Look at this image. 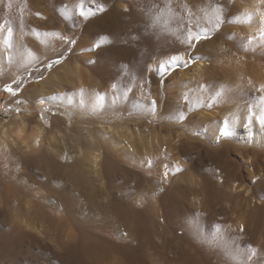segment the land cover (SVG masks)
<instances>
[{
    "label": "rangeland",
    "instance_id": "374dc122",
    "mask_svg": "<svg viewBox=\"0 0 264 264\" xmlns=\"http://www.w3.org/2000/svg\"><path fill=\"white\" fill-rule=\"evenodd\" d=\"M30 1L23 0L19 9L23 26L8 25L0 19V100L7 96L0 109V264H89L82 258L86 248L102 255L99 264H128L130 254L137 255L142 264H243L242 261L244 264H264V125L261 124L264 115V0H207L209 9L206 10L212 17L205 14L195 0H173L176 3L146 0L144 6L149 17L144 22L117 18L113 9L121 0ZM106 3L109 6L103 7ZM173 4L178 7L176 11ZM56 5L70 8L72 14L62 18L53 11ZM169 7L178 13L180 21L177 22L180 27L176 24L174 30L191 31L195 25H199V29L207 28L206 36L194 45L198 47L203 40L212 44V53L206 60L216 63L214 83L219 88L233 90L231 100L221 108L216 123L202 121L199 113L204 109L191 104L181 90L178 94L179 84L176 79V82L170 79L174 72L188 66H184L180 51L164 52L147 62L136 78L129 76L128 70L133 69L132 65L138 59L135 58L150 37L149 29L163 23L162 18ZM73 28L80 30L76 37ZM250 31H254V35ZM35 36L45 37L49 42L63 37V41L56 49L54 60L52 58L49 63L32 70L28 68L50 57L44 56L41 48L36 53L28 52L27 47L35 44L31 41ZM117 36L126 40L119 42ZM107 37L117 38V41L107 40ZM136 39L138 42L130 44ZM21 49L23 52H19ZM99 51L111 62L108 61L105 69L99 71L98 67L92 72L89 67L97 68L95 56ZM172 64L178 65L168 73ZM235 66L234 72L232 67ZM47 79L57 91L45 90L43 98L51 97L48 99L51 102L44 100L33 105L41 107L44 104L45 107L37 109L41 118L32 117L36 111L33 110L31 115L26 110L30 102L25 97H33L32 85ZM56 93L63 99H56ZM78 96L87 97L89 109L83 110L99 117H109L128 106L142 107L140 111L148 115L137 119L141 121L138 124L130 121V128L138 129L140 133H126L122 129L113 133L111 140L127 157L110 156L117 164L108 171L110 173L95 174L94 169L91 170L93 164L87 160L84 165L90 171L86 174L87 179L104 192L105 197L132 204L130 212L116 210L119 223L113 227L102 224L96 228L94 222L84 219L77 209L50 208L49 203L61 198L60 193L66 192V184L77 172L52 166L41 153L60 164L65 162L67 152L80 145L84 149L91 145L82 137V126L72 128L68 117L66 127L72 128V135L68 133V138L58 139L61 135H56V129L64 130L65 126L52 121V117L67 116L70 112L66 105L74 106ZM163 97L174 112L171 116L161 115ZM14 98L17 99L13 104L7 105ZM16 104L25 109H14ZM21 113L25 126L19 121ZM156 116L160 118L158 121L151 120ZM37 121L43 128L41 134L37 130ZM86 125L100 126L94 122ZM118 131L121 132L118 134ZM73 137L79 141H72ZM233 183L249 186L250 193L255 191L262 200L257 202L261 208L255 214H249V208L244 205L246 192L243 191L245 196H237L232 190ZM168 186L180 204L179 212L175 208L177 211L173 210L169 215L154 208V202H162ZM91 198L87 195L83 199ZM181 206L182 209L187 207V211L180 210ZM191 207L198 211L193 214ZM186 212L193 216L200 214V218L195 215L198 219L205 215L202 220L207 217L203 220L207 224L197 221L195 216L190 215V219ZM97 214L101 218L105 213ZM126 214L128 219L124 222ZM183 215L192 222L183 221ZM195 220L207 227L206 230L203 228L206 233L201 231V235L204 232L205 236H202L207 237L202 241L204 244L201 243L204 246L199 243L203 239L200 234H186L185 227H192ZM185 223L187 226H183ZM12 229L17 235L6 237ZM226 230H233L230 238L234 237L232 234L238 236L233 238L236 240L232 249L237 253L240 251L239 256L243 254L246 259L240 257L239 260L236 252L233 255L237 258L227 255L225 260L223 256L212 255L215 249L209 241H216L214 238L219 235L214 233ZM130 233L136 236L132 244L128 240ZM212 233L217 237L212 238ZM196 235L201 239L198 240ZM115 244L120 249L116 250ZM122 246L127 247L126 251ZM226 259L232 261L228 263Z\"/></svg>",
    "mask_w": 264,
    "mask_h": 264
},
{
    "label": "bare ground",
    "instance_id": "6f19581e",
    "mask_svg": "<svg viewBox=\"0 0 264 264\" xmlns=\"http://www.w3.org/2000/svg\"><path fill=\"white\" fill-rule=\"evenodd\" d=\"M145 1L146 0H121L120 2L115 4V8L113 10H114V13L117 16V18H123L124 19V17H128V18H133V20H137V21L140 20V22L141 21L144 22V21H147V19L149 17L148 9H146L145 6H144V3L146 4ZM149 1H154V0H149ZM163 1L164 2L166 1V2L169 3V2H172L173 0H163ZM22 2H23V0H0V19H2L8 25L9 24L10 25L17 24V25H19L18 27H20L21 25L23 26L24 23L22 22V20L19 17V9L21 7ZM173 2H175V1H173ZM195 2H197L198 7L201 8L202 11L205 14L211 16V14L206 10V9H209V4H208L209 2L207 0H195ZM59 5H56L53 8V11H56L59 15H61L62 18L64 16L69 15L72 12L70 8L62 7V6H59ZM108 6H109V4L106 3V4H104L103 7H108ZM173 7H174L173 9L175 11L178 8V7L174 6V4H173ZM169 9H171V8L169 7L168 9H166L164 18H162L163 19V23L160 26H158V27L151 26V28L149 29L150 37L146 41V45L142 49L141 53L140 54L137 53L138 54L137 57L136 58L134 57L135 59H137V58L138 59H137L136 62H134L135 65H132V67L134 66L133 69H130L131 67H129V69H130V70H128L129 76L136 78L139 74L142 73L143 69L147 65V62L152 61L155 57L161 55L164 52H165L164 54H166V52L169 53L170 51L171 52L172 51H180V53H182V56L181 55L180 56L184 57V59L181 58L182 62L184 63V66L185 65H188V66L187 67L185 66L186 68L184 67L183 70L174 72L172 74V76L170 77V79H173V81H174V79H176L177 82L176 81H174V82H176V84H179V86L177 88V89H179V90H177L178 94H179V92L181 90V92L184 94L183 97L185 96V99H187L191 104H193L195 107H198V108L200 107V108L204 109V111H202V113H199L200 116H201V120L202 121H205V122L215 121V123H216V120H218L219 112H222L221 108L223 109V107L231 100V96H232L231 93H232L233 90L229 91V90H226V89L219 88L218 86H216V83H214V82H216L215 81L216 74L214 73L215 69L217 68L216 67V63H214L213 61L209 62V61L206 60V58L209 57L211 55V53H212V44L207 42V40H203L198 47H195V45H194L195 42L199 38L206 36L205 33L208 32L207 28L204 27L203 29H199V25H195L191 29V31H188V30L180 31V29L176 28L175 29L176 31L178 29V31L176 32L174 30V26L177 24V22H180V21H178V19H179L178 13L176 14L174 11L169 10ZM206 19H211V18H206ZM135 25H137V24H135ZM133 26H134V24H133ZM138 26H139V24H138ZM177 26H179V24H177ZM70 29H71V27H70ZM72 31L76 32L75 33V37L80 32L79 29L75 30L74 28H73ZM253 33H254V31H253ZM253 33L251 32V34H253ZM85 38H86V36H84V39ZM117 38H118L119 42H123V41L126 40V39H124L123 37H120V36H117ZM117 38L115 39L113 37H109V38L107 37V40L116 42ZM136 38H137V36H136ZM258 38H260V37H258ZM137 40L138 39L133 40L132 42H130V44L135 43L134 41H137ZM31 41L34 42L35 44L31 48L27 47V49H29L28 52L31 51L33 53H36L41 48L40 51H43V55L44 56H47V57L50 56L43 63H41V64H39L37 66H34V67L32 66V67L28 68V69L35 70V69H37L39 67H42L47 62L49 63L50 59H52V58H53V60L55 59L54 56L57 54L56 49L62 43L63 37H61L59 39L57 38L56 41L49 42L48 39H46L45 37L35 36L34 38L31 39ZM85 41H86V39L83 42H85ZM70 46H71V43H69L68 49H69ZM68 49H66L65 51H67ZM21 51H22V49L19 52H21ZM100 52L101 51H99V53ZM99 53L96 54V56H95V58L98 59L97 68L89 67L92 72H94V71L96 72L98 70V67H99V71L102 70V69H105L107 67V65L109 64L108 61L111 62V59H108V61H107V60H105L103 58L102 52L100 54ZM181 59H179V60L181 61ZM190 60H192V63H190ZM230 62L232 63V61H230ZM76 63H77V61H76ZM177 65L178 64H172L170 66V68L168 69V73L170 72V70L173 67H175ZM111 66H112V64H111ZM226 67H228V66H226ZM77 68H79V67H77ZM229 68H230V66H229ZM235 68H236V66L232 67V71H234ZM234 75L235 74H233V76ZM229 76H232V75L230 74ZM169 82H170V80H169ZM238 82H240V81L238 80ZM174 85H175V83H174ZM32 87L34 88V94L35 95L33 97H30V98L28 96H27L28 98L25 97V99H27L30 102V105L26 106V110L29 111L31 113V115H33L32 112H33V110H35L36 114L34 116H32V117L41 118L39 113L37 112V109L40 106L34 107L33 105H35L36 103L39 104L40 102H42L44 100L50 101L48 99H50L51 97L47 98V99H44L43 96H44V94H46L45 90L51 89V88L53 89V87L51 86L50 79H47L46 82H43L41 84H33ZM53 90H54V92L57 91L56 88L53 89ZM56 95H57V96H55L56 99L58 98V99L61 100L62 96L60 94H58V93H56ZM235 95H237V94H235ZM22 96H23V94H22ZM84 96H85V94H84ZM6 97L7 96H2V98L0 100V109H2V101H3V99L6 98ZM52 97H54V96H52ZM86 98L78 96L77 100L73 103L74 106H71V105L67 106L66 105V108L70 112L67 116H65V117L64 116L52 117L53 118L52 119L53 122L54 121L55 122L56 121L57 122H61L65 126L64 130L61 129V128L60 129L59 128L56 129V131H55L56 135H58V134L61 135V137L57 136L58 139L63 140L65 137L68 138V135H69L68 133H70L72 135V131H71L72 128H74L75 126H82L81 131H82V134L84 135L82 137H85V139H88V142H90L91 145H89L88 147L86 146V149L81 148L80 147L81 145H80V146H78L80 148L77 147L78 149L74 148L72 151L67 152L68 156L65 158V162L60 163V164L50 160L49 157L47 156V154H44L42 156V153H41V157L44 160L48 161L52 166L60 167V168L65 167L69 171H73L74 173H75V171L77 172L76 174L72 175V178L69 180L68 184H66V186H65L66 192H61L60 193L61 194V198H59V200H56V199L52 200L51 199L52 200V201L50 200L51 203H49V201H46V202L51 205V206L49 205L50 208H58L59 207L58 209L62 208V209H65V210L77 209V211H80L81 214L85 216L84 219L88 218V219H90L89 221H93L96 228L102 227V224H105L106 226H112L113 227V226H116L119 223L118 222L119 221L118 220L119 219V215L116 214L117 213L116 210H122L125 213L130 212L131 208H133L131 206L132 204L130 205L129 203H123L124 201L118 200L117 198L112 200V199H109V198L105 197L107 195L104 192H101L100 190L95 188V186L92 184L91 180L87 179V175L86 174L88 172H90V171L88 170V168H86L87 166H84V165L87 164L86 163V160H87V161H89V162H91L93 164L91 170L94 169L95 172L94 171L93 172L95 174L100 175L102 173H105V174L110 173L108 171H110V170L112 171V168H115V166L117 165L115 163V161L110 158V156H112V157H113V155L114 156H122V159H125L127 157L126 153L123 152L121 149H119L117 147V144L114 141H112L113 140L112 137H114L115 130H117V129L121 130L122 129V132L126 131V133H128L130 131L132 134L133 133H135V134L140 133L138 129H131L130 128V126H129L130 121H133L134 123L138 124V122H141V121L137 120V119H141L142 116H148V115H146L144 112L140 111V108L142 110V107H139V106H131L130 107V106H128V108L124 109V107H123L122 111H120L119 113H116V114H112L109 117H104V116H101V115L99 117V116H97L98 114L94 115V114H92V112L90 113V111L88 112V111L83 110V108L89 109L88 106L86 105L87 102H88V101H86ZM16 99L17 98H14V100L8 102L7 105L8 104H13V102ZM177 99H179V97ZM70 100H71V98H70ZM166 101H167V99L165 97H163L162 101H161V107H160L161 111L160 112H161V115H163V116H171L172 115L171 114L172 109L170 110L169 104L167 105ZM54 102H56L58 104H62V103L57 102V101H54ZM177 102H178V100H177ZM180 103H181V101H180ZM180 103H179V105H180ZM64 104H66V102H64ZM68 104H70V103H68ZM44 107H45L44 104H41L40 108H44ZM13 108L16 109V110H19V111H23L25 109V106H21L19 108L18 105L16 104V105H14ZM172 113H174V112H172ZM26 116L27 115H24V117H26ZM67 117L71 119L70 120V122L72 124V128L71 129H68L66 127L67 120H65V119ZM159 119L160 118L157 117V116L154 117V118H151V120H156V121H158ZM149 120H150V118H149ZM19 121H20L21 125L25 126L26 121L22 119V113L19 115ZM35 121H36V119H35ZM92 122L98 123V125H100V126L99 127H97V126L93 127L91 125L92 127L91 126L88 127V125H86L87 123H92ZM175 122H177V121H175ZM236 122H237V120H236ZM179 125H181V124H179ZM36 126H37L38 132L43 130L42 125H40V123L38 121H37ZM185 127H187V126H185ZM119 132H121V131H118V134H119ZM40 134H41V132H40ZM70 138L71 137H69V139ZM71 140L72 141H76V142L79 141L77 139H74V137ZM74 144H76V143H74ZM108 178L110 179L111 177H108ZM113 179H112V181H113ZM235 184L232 186V190L235 192V194L237 193V196H239V197H242V195L245 196L244 192H246L247 196L245 197L246 199H245V204L244 205L249 208V210H250L249 214H252V213L255 214V212L258 211L261 208L259 203L262 200L260 201V198L257 197V194H256L255 191L250 193L251 192V188L249 186H246L243 183H239L238 185H235ZM111 185H113V184L111 183ZM178 187H180V186H177L176 188H178ZM166 188H167L166 192H165L166 194L164 193L162 195L163 198H161V199H163L162 202H160V203H158L159 201L156 202V203L154 202V204H156V206L154 205V208H156L157 211L162 210L168 215L169 214H173V212L174 211L176 212L177 210H178L177 212H179V209H178V205L180 206L179 201L175 198V195H174L173 191L170 190V186H168ZM172 188H173V185H172L171 189ZM180 190H182V188H180ZM87 195L91 196L92 198L89 199V200H84L83 198L85 196H87ZM93 197H101V198H103V200H101V201L96 200V199L94 200ZM211 197H213V196H211ZM200 198H201V196H200ZM184 199H186V198H184ZM183 202H182V204L184 205ZM257 202H259V203H257ZM188 203H191V202H188ZM253 203H255V204L252 205ZM192 204H190V205H192ZM41 206H42V202H41ZM187 207L189 208L190 206L187 205ZM186 208H184L185 209L184 210V209H182V206H181L180 210L182 209V211L184 212V211H187L188 208L187 209ZM190 210L193 212V214L198 211L197 209H196L197 211L194 210L192 207L190 208ZM245 211H247V210H245ZM91 212H94V213H91ZM95 212H97V213L98 212H102V213H105V214H103V216L100 218L99 215L97 213H95ZM106 213H108V214L106 215ZM191 214L192 213H190V215ZM76 215H77V213H76ZM190 215L188 214L187 217H189ZM192 216L193 215H191V217ZM196 216H198V215H196ZM199 216H200V214H199ZM199 216H198V218H200ZM184 217L185 216L183 215V221L187 218V217L186 218H184ZM203 217H205V215ZM203 217H201V219H198L196 217L198 219V220L197 219L196 220L202 222L203 220H205L207 218L206 217L205 219L202 220ZM127 219H128V214H126L124 222H127ZM190 219H186V220L189 221ZM194 219H192V220H194ZM210 219H211V221L213 220L212 218H210ZM131 220H132V218H131ZM196 220L194 221L195 223L193 222L194 223L193 225H192V223H190V222H192L191 220H190V222L185 221L186 223L190 224V226L192 225V227H188L186 225V223H185V225H183V224L182 225L183 226H187V228L185 227V229L187 231L186 234L188 232H189L188 234L193 233V234H190V235H193V236H194V234H200L199 236H201L203 239H201L197 235H196V237H198L197 238L198 240H199V238L201 239L200 242L198 241L201 244V243H203L202 241L206 240V238H207V237L206 238L204 237L205 233H206V231H204V230H206L205 228H207L204 224H207V221H205V222L203 221L204 224L202 225V223L196 222ZM180 221H181V219H180ZM134 222H135V220H134ZM209 222H208V224H210ZM211 223H213V222H211ZM22 227H23V225H22ZM203 228H204V230H203ZM248 228H250V227H248ZM201 231L205 232V233L202 232L203 233L202 235H204V236L201 235ZM232 231L233 230H231V231L226 230V231H223V232L222 231L221 232L218 231L219 233H214L216 235L218 234L219 235V236L217 235L218 237L215 236L212 233L213 234V236H211L212 238L213 237H217V238H214V239H216L217 242L215 240L209 241L210 244H212V247L215 249L212 252L213 256L214 255L216 257L223 256L224 257V259L222 258L223 260H225V256H227V255H228L227 257H229V258H230V255H231V257H235L233 254L236 251H234L235 249H232V248H234L232 246L234 245L233 244L234 240H236V239H233V238H235L236 235L232 234V236H234V237L230 238V235H231ZM109 232H111V231H109ZM116 234H117V232H116ZM119 234H118V237H119ZM15 235H17V231H15V229H12L10 232L6 233L5 236L13 238ZM190 235L189 236L187 235V236L188 237H193V236H190ZM209 235H211V234H208V237H209ZM211 237H209V238H211ZM236 237H238V236H236ZM116 238H117V236H116ZM129 239H130V243L131 242L134 243L136 241V236H134V233H130L129 234L128 240ZM189 239H191V238H189ZM191 240H194V239H191ZM194 241H193V243H194ZM209 242L205 241V243H207L208 246L210 245ZM113 243H117V242L113 241ZM113 243H110V245L113 244ZM126 243H128V241ZM199 243H198V245H200ZM118 244H117V246H118ZM196 244H197V242H196ZM203 244H201V245L204 246ZM119 245L121 247V244H119ZM201 245H200V247H201ZM235 245H237V244H235ZM113 246H114V244H113ZM115 246H116V244H115ZM117 246H116V250H117V248L120 249ZM133 247L134 246H132V248ZM105 248H107V247H105ZM122 248H124V247L122 246ZM125 248H127V247H125ZM205 248H207V247H205ZM237 248L239 249L238 245H237ZM207 249H209V247ZM85 250L86 251L84 253L82 252L83 253L82 254L83 255L82 258L84 257L85 262L87 261L89 264H99L101 262V260H103L102 257H101L102 255L95 253L93 249L86 248ZM125 251H126V249H125ZM204 251H207V250H204ZM238 253L236 252L235 254H237L239 256L240 253L239 254ZM203 254H204V252H203ZM130 255H132V254H130ZM130 255H129V257H131V258L129 259L128 264H142L137 255H134V256L133 255L130 256ZM242 255H240L238 257L239 260H240V257H242ZM204 256H205V254H204ZM202 257H203V255H202ZM208 257L209 256H207V258ZM127 258H128V255H127ZM199 258H201V257H199ZM235 258H237V257H235ZM244 258L246 259L245 256L242 257V259H244ZM79 259H81V257ZM231 259H226V260L229 263V262L232 261ZM235 261H236V259H235ZM246 262L248 263V260ZM242 263L244 264L245 261L244 262L242 261ZM184 264H189V262H184ZM209 264H210V262H209ZM217 264H219V263H217Z\"/></svg>",
    "mask_w": 264,
    "mask_h": 264
},
{
    "label": "snow or ice",
    "instance_id": "6c2138e0",
    "mask_svg": "<svg viewBox=\"0 0 264 264\" xmlns=\"http://www.w3.org/2000/svg\"><path fill=\"white\" fill-rule=\"evenodd\" d=\"M175 60V58H173ZM11 91V89H9ZM102 99V98H101ZM43 102V101H42ZM154 103V102H153ZM261 124L264 125V115L261 116Z\"/></svg>",
    "mask_w": 264,
    "mask_h": 264
}]
</instances>
